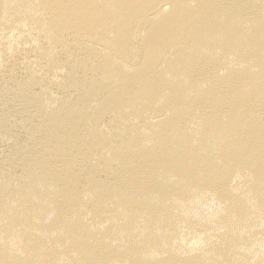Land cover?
I'll return each mask as SVG.
<instances>
[{
    "label": "bare ground",
    "instance_id": "6f19581e",
    "mask_svg": "<svg viewBox=\"0 0 264 264\" xmlns=\"http://www.w3.org/2000/svg\"><path fill=\"white\" fill-rule=\"evenodd\" d=\"M0 264H264V0H0Z\"/></svg>",
    "mask_w": 264,
    "mask_h": 264
}]
</instances>
